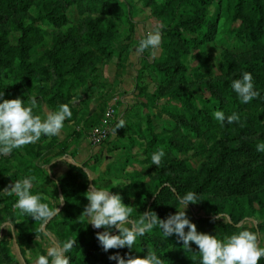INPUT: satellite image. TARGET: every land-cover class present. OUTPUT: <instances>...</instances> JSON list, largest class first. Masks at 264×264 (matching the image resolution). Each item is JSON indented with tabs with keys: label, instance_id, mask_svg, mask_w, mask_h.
Returning a JSON list of instances; mask_svg holds the SVG:
<instances>
[{
	"label": "rangeland",
	"instance_id": "rangeland-1",
	"mask_svg": "<svg viewBox=\"0 0 264 264\" xmlns=\"http://www.w3.org/2000/svg\"><path fill=\"white\" fill-rule=\"evenodd\" d=\"M119 1L115 10L101 14L73 0H29L25 9L0 21V83H29L37 102L33 115L43 118L61 104L72 111L61 130L68 137L42 134L38 142L0 155V226H4L0 227V264H34L53 241L62 245L68 239H76L70 252L77 262L94 235L90 230L104 231L87 224L81 214L88 203L85 192L93 183L119 193L122 202L133 208L131 219L149 208L164 219L180 207L177 194L193 191L200 201L190 203L186 215L198 232L224 240L243 230L236 225L244 221V228L256 233L264 247V151L248 146L264 143V15L258 20L245 0L240 12L233 0ZM50 6L64 12L63 23L36 21L37 12ZM87 19L107 34L97 35L96 28L85 24ZM30 23L45 32L35 30L28 37L21 26ZM160 24L162 41L155 57L151 50L137 56L139 40ZM88 30L96 35L93 42L85 43L79 36ZM21 38H29L31 45L24 55L30 70L16 60L14 49ZM128 57L135 59L131 89L119 86ZM111 61L116 64L113 68ZM57 68L66 81L61 90ZM109 69L114 73L111 78ZM243 72L251 73L254 90L260 94L248 103H242L231 86ZM217 79H226L225 86L207 84ZM21 96L22 91L5 94L0 101ZM31 96L23 100L25 106ZM205 106L212 114L235 112L240 121L222 125L209 116L212 120L207 122L198 111ZM121 119L125 126L115 133ZM82 137L87 138L93 157L84 162L88 165H72L56 178L47 174L48 163L54 157L73 155ZM224 146L233 148L235 157H227L226 165L213 173L226 177L229 190H220L215 182L216 187H199ZM160 149L165 155L157 167L151 156ZM245 167L258 173L240 180ZM26 177H34L31 192L39 194L42 203L53 207L64 196L63 204L56 205L61 215L42 225L14 207L18 198L6 187ZM165 177L168 180L159 184ZM215 215L223 219L214 220ZM81 229L85 233L80 235ZM142 241L143 257L153 250L163 264H201L198 246L190 242L192 250L183 251L175 234L165 238L158 226L138 237L132 249L117 251L125 259L140 256ZM258 264H264V257Z\"/></svg>",
	"mask_w": 264,
	"mask_h": 264
},
{
	"label": "clouds",
	"instance_id": "clouds-1",
	"mask_svg": "<svg viewBox=\"0 0 264 264\" xmlns=\"http://www.w3.org/2000/svg\"><path fill=\"white\" fill-rule=\"evenodd\" d=\"M163 27L162 24L156 25L139 40L134 49L137 56L151 50L150 54L155 57L156 50L162 41ZM231 86L242 103H248L260 95L254 90L253 77L249 72H243L242 77L234 79ZM2 96L3 92H0V97ZM36 103L34 97L30 99L28 106H25L24 101L19 97L0 101V155L7 156L14 149L34 144L40 140L42 134L48 137L58 136L64 127L65 119L72 117L68 104L59 105L56 111H48L43 118L40 115H33ZM213 116L222 125L225 121L228 124L240 121L239 115L235 112L226 116L224 112L217 110ZM124 126L125 121L121 119L116 123L113 131L116 133L118 128ZM256 149L264 151V143H258ZM164 155L163 149L153 153L152 164L160 166ZM59 159L64 161L63 158ZM68 164L80 166L74 163ZM47 174H50V169H47ZM87 177L92 179L90 175ZM33 180L34 177L16 180L6 189L18 198L14 205L16 209L35 221H41L43 225L54 216L61 215L56 205L63 204L65 199L61 195L58 197L59 203L53 207H50L48 203H42L41 196L31 192ZM84 196L88 203L81 214L87 218V224H91L93 228L104 229L103 232H96V238L105 252L124 247L132 249L138 237L144 236L158 226L165 238L175 234L177 241L182 242L180 245L183 251L192 250L190 242L198 246L201 264H258L261 257H264V247L259 245L257 234L244 228V221L236 225L238 229L243 230L224 240L217 239L215 235L198 232L196 225L186 215L188 205L200 201L193 191L183 195L177 194L180 207L164 219H160L151 208L143 211L138 219H131L133 208L122 202L121 195L106 188L97 187L95 183L89 185ZM213 219H223V217L215 215ZM10 227L12 228V225ZM112 229L117 230L116 234H112ZM12 231L15 235L13 228ZM75 245L76 239H68L62 245L53 241L52 246L47 248V254L38 255L34 264H70L66 253L70 252ZM108 259L115 260L116 264H163V260L153 250H148L144 257L128 256L125 259L117 252L110 255Z\"/></svg>",
	"mask_w": 264,
	"mask_h": 264
},
{
	"label": "trees",
	"instance_id": "trees-1",
	"mask_svg": "<svg viewBox=\"0 0 264 264\" xmlns=\"http://www.w3.org/2000/svg\"><path fill=\"white\" fill-rule=\"evenodd\" d=\"M78 5L83 7L84 9H96L101 14H107L110 13L112 10H115L117 6L121 4L119 0H73ZM229 1V0H228ZM236 4V12L241 11L242 7V1L241 0H233ZM29 0H27V3H25L24 0H0V21H4L7 17V14L10 12H14L18 9H25L26 5L28 4ZM244 4H246L250 11L256 13L258 15V20L260 18H263L264 15V0H245ZM66 20V16L64 12L57 10L54 8V6L48 7L44 11H38L36 14V21L42 22V23H53L55 25H59L63 23ZM86 25H90V27H94L97 30V35L99 33L107 34V31L104 29H101V27L98 26L97 23L93 22L92 19L85 20ZM22 31L29 33L28 37L32 36L33 31H38L39 33H44L45 30L38 27L35 23H30L25 26H21ZM198 35H201V31H198ZM95 31L88 30L84 33H81L79 36V39L84 41L85 43L93 42L92 35ZM178 34L179 31H178ZM78 38V37H77ZM187 41V39H185ZM191 42H193V38L189 39ZM195 41V40H194ZM29 38L26 39H20L18 47H16L14 50L18 53L16 56V60L18 63L22 65L24 69L30 70V62L26 61L24 55L27 54L28 49L30 48ZM57 75H59L58 79V85L57 87L61 90L65 84V79L63 78V73L61 72L60 68L56 69ZM226 79H217L212 82H208L207 84L210 87H224L225 86ZM227 83V82H226ZM18 91H22V100H29L30 95V85L26 82H17L13 83L11 85H6L3 83H0V92H3V95L9 94L11 96H15ZM32 98V96H31ZM205 101V100H203ZM208 107L205 106L204 109L198 110L199 111V118L207 120V122H210L209 116L213 117V114L206 110ZM248 146L256 147L253 143H248ZM218 160L215 161L214 164H212L210 167H208V170L206 172V175L204 178H202V183H200V186H205L208 188L216 187L212 182L217 183L220 187V190H229V185L227 182L226 177H220L219 175H214L213 170L218 171L221 168H223L226 165V158L227 157H235V153L233 152V148L229 146H224L223 149L219 151L217 154ZM258 173V170H252L250 167H245L240 172V180H246L248 176H251L252 174ZM168 180V177L162 178L159 180V184L163 183ZM158 184V183H156ZM211 184V185H210ZM96 232H102L97 230H90V233H94L93 236H90L89 244L87 249L82 253V255L79 257L77 262H75L76 258L71 254V252H68V256L70 257V264H87L88 261L92 260V262H96L98 264H116L115 260H109L108 257L110 255H113L115 253H119L117 249H110L107 252H105L102 248V246L99 244L97 238H96ZM80 235L82 233H85L84 230L79 231ZM112 234H116V231L112 232ZM144 242H141V246L138 249V253L141 257H143L144 254ZM97 253H99L97 255ZM71 259H74V262H71ZM106 259V260H105ZM105 260V261H104ZM186 264H192V263H186Z\"/></svg>",
	"mask_w": 264,
	"mask_h": 264
},
{
	"label": "crops",
	"instance_id": "crops-1",
	"mask_svg": "<svg viewBox=\"0 0 264 264\" xmlns=\"http://www.w3.org/2000/svg\"><path fill=\"white\" fill-rule=\"evenodd\" d=\"M147 26V23H146ZM115 62L111 61V63H109V66L111 68H113L116 64H114ZM135 63V59L133 57H128L125 60V68H124V74L121 75V78L119 79V86L120 88H125V89H131L132 87V79H133V70H134V64ZM110 68V69H111ZM108 70V77L111 78L113 77L114 73L111 74L112 70ZM67 133L65 131H61L59 136L60 137H68V135H66ZM90 146L88 143V140L86 137H82L78 147L76 149V151L74 152V154H64L66 156H60V157H54L47 166V169H50V174L51 176H53L54 178L66 173V171L70 168V166H72V164H68V163H74L77 165H82V166H86L88 165L86 162L89 158H93L90 157ZM59 158H63L64 161L60 160ZM54 160V161H53Z\"/></svg>",
	"mask_w": 264,
	"mask_h": 264
},
{
	"label": "built area",
	"instance_id": "built-area-1",
	"mask_svg": "<svg viewBox=\"0 0 264 264\" xmlns=\"http://www.w3.org/2000/svg\"><path fill=\"white\" fill-rule=\"evenodd\" d=\"M103 136V133L95 135V139L99 140Z\"/></svg>",
	"mask_w": 264,
	"mask_h": 264
}]
</instances>
